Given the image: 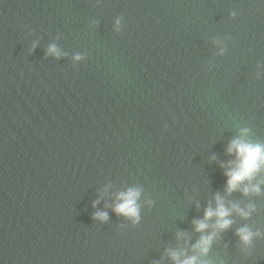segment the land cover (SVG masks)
I'll return each instance as SVG.
<instances>
[{"label": "water", "instance_id": "1", "mask_svg": "<svg viewBox=\"0 0 264 264\" xmlns=\"http://www.w3.org/2000/svg\"><path fill=\"white\" fill-rule=\"evenodd\" d=\"M243 128L264 143V0H0V264H175L217 193L255 210L200 259L264 264V191L221 167Z\"/></svg>", "mask_w": 264, "mask_h": 264}, {"label": "clouds", "instance_id": "2", "mask_svg": "<svg viewBox=\"0 0 264 264\" xmlns=\"http://www.w3.org/2000/svg\"><path fill=\"white\" fill-rule=\"evenodd\" d=\"M231 15L235 17L237 12L234 11ZM122 21H124L123 16L117 17L115 21L117 32L122 30ZM34 47L35 44L33 45ZM47 53L57 58L67 55L55 44L49 45ZM82 58L80 54H76L74 57L75 60ZM248 132V128H243L240 130V134L230 141L227 152L230 155H234L235 158L229 160L226 164H221V167L225 168L224 174L227 177L225 191L229 194L237 190L245 195L260 194L264 191L261 187L264 185V177L257 179L259 174L264 172V143L247 138ZM140 196L141 189L138 187H129L126 191L116 193V203L113 211L117 215H123L131 219L134 224L139 223L141 219L140 204L138 203ZM97 203L99 201L94 202L93 206L95 207ZM254 210L255 205L253 204H249L246 207H241L237 203L226 204L224 197L217 193L215 195V206H213L212 201H209L208 206L204 209L203 217L193 220L195 231L201 233L199 239L194 244H191V250L194 254L189 255V249L183 247L168 249V255L175 261V264H208L207 261L201 260L200 257L209 252L218 234L231 227L234 223L232 219L233 212L247 218ZM93 216L102 222L109 219L108 212L103 210L95 212ZM213 218H215L214 222L210 224L209 221H212ZM208 229H212V231L209 232L207 231ZM236 234L243 244L250 245L253 238L259 236L260 232H253L249 226L244 225L236 230ZM184 235L183 232L178 233V236Z\"/></svg>", "mask_w": 264, "mask_h": 264}]
</instances>
